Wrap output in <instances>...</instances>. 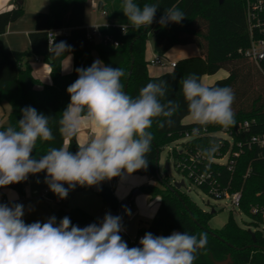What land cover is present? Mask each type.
<instances>
[{"label":"trees","instance_id":"trees-1","mask_svg":"<svg viewBox=\"0 0 264 264\" xmlns=\"http://www.w3.org/2000/svg\"><path fill=\"white\" fill-rule=\"evenodd\" d=\"M102 10L107 17L106 25L98 27L99 36H89L85 25V13L88 0H50L49 10L37 12L35 28L29 34L30 46L27 50H13L4 44L1 35L7 26L18 20L25 12L23 0H15V5L0 11V103L7 100L11 110L8 124L0 125V130L9 126L17 127L22 118L21 109L33 107L38 113L50 116L49 126L55 137L52 141H37L32 156L39 159L47 151L64 145V138L60 135L58 121L62 112L70 102L67 88L77 78V68H87L94 62L93 53L99 55L100 60L107 66L121 68L125 75L121 83L127 85V94L136 97L141 88L149 82L166 81L168 84L166 100L175 101L179 107L172 117L171 126L159 127L157 118L149 131L153 135L151 152L148 154L149 164L146 170H138L136 174L156 175L157 150L185 137L196 127L193 123H184L188 116L187 104L182 94L181 80L189 74H196L202 81L204 75H211L220 69L228 71L226 77L216 80L209 86L230 87L235 94L232 105L235 113L234 128L239 122L251 121L249 133L264 132V88L256 90L250 96V91H243L241 97L239 87L260 81L263 73L243 53L249 46L250 38L245 15V0H135L143 7L144 4H158L154 22L149 27L136 29L129 25L127 18L121 11L123 0H103ZM177 7L184 12L185 18L179 23H169L167 26L159 24L164 9ZM121 25L126 26L124 34ZM66 30L56 33L54 42H66L71 46L70 53L74 56V66L70 73L62 72V61L67 54L56 57L49 52L48 32L50 30ZM153 39L154 52L165 55L175 45L196 44L200 55L180 58L176 66L159 75H151L148 71L149 61L146 59V43ZM118 42V45L114 44ZM30 56L39 57L51 66L52 83L42 84L34 77L32 68L27 62ZM257 71L256 70V68ZM261 74V75H260ZM242 82V83H241ZM37 85L42 87L36 88ZM223 129L219 125H208L209 134L201 133L183 142L184 150L173 152L175 164L193 149H205L212 143L218 144L215 132ZM77 138H73L69 151H78ZM226 147V146H225ZM221 147L222 151L226 148ZM186 150V151H185ZM216 154V153H214ZM171 156V154H170ZM213 171L220 172L223 182H226L225 167L212 164ZM249 169V174L246 175ZM179 172L180 170L177 169ZM235 181L230 189H240L242 197L239 209L247 214L251 221L248 226L240 225L231 214L221 228H212L209 220L216 213L204 210L190 196L180 189L172 190L166 177H161L156 184L140 186L143 193L151 198L159 197L160 204L151 221L137 230V237L132 239L126 232H120L122 239L129 248L139 247L138 237L145 233L154 236H169L174 230L186 232L199 238L201 233H207L208 243L196 255L194 264H217L230 255L227 264H264V148L254 146L244 151L238 159L233 173ZM31 174L28 176V178ZM120 177L113 178V185H103L99 192L103 201L111 209L118 210L119 200L115 194V186ZM26 181V180H25ZM18 189L23 192L22 185ZM65 187V185H64ZM51 198L58 197L50 189ZM257 208L253 212V208ZM56 217L57 224L67 216L72 225L81 228L89 224H99L100 219L80 206H61L53 210L52 217ZM250 229L254 231L253 238Z\"/></svg>","mask_w":264,"mask_h":264},{"label":"clouds","instance_id":"clouds-1","mask_svg":"<svg viewBox=\"0 0 264 264\" xmlns=\"http://www.w3.org/2000/svg\"><path fill=\"white\" fill-rule=\"evenodd\" d=\"M158 9V4L141 7L135 0H123L121 5L129 25L136 29L151 26ZM184 18V12L173 6L164 9L159 24H179ZM121 27L127 34L126 26ZM70 51L64 41L49 43V52L56 57ZM76 72L78 78L67 88L70 102L58 121L65 146L52 147L39 159L33 158L38 140L55 137L49 126L51 117L30 106L21 109L17 127L0 130V188L46 172L45 183L65 199L78 185L95 186L147 169L153 140L149 129L157 118H162L159 127L171 126L179 107L173 100L162 102L167 82H149L133 97L124 91L121 68L97 59ZM181 85L188 114L196 125L192 136H199L208 125L228 128L235 124V94L230 87L208 86L196 74L183 78ZM84 126L97 133L86 142L78 141V151L73 154L71 141ZM218 148L212 143L200 154L210 159ZM23 216L22 204L0 203V264H194L197 253L208 243L207 233L197 238L186 232L174 231L169 236L148 232L139 247L129 248L119 234V215L106 213L99 224L83 228L72 225L67 216L58 224L55 216L44 223L26 224Z\"/></svg>","mask_w":264,"mask_h":264},{"label":"built area","instance_id":"built-area-1","mask_svg":"<svg viewBox=\"0 0 264 264\" xmlns=\"http://www.w3.org/2000/svg\"><path fill=\"white\" fill-rule=\"evenodd\" d=\"M245 15L247 22V29L250 38L249 46L243 50L244 55L256 65V67L264 75V0H245ZM66 30H50L48 32L49 43L53 41L56 33H63ZM89 36H99L98 28H94L92 32H89ZM115 45H118L117 41H114ZM176 60L173 61L170 58H166L163 55L156 54L149 60V64L155 66H162L168 68H174L176 66ZM251 121L244 120L239 122L234 128H223L214 134L218 139V151L210 159L204 157L201 153V148L193 149L187 157H183L177 164L174 162V166L180 170L189 180L196 186L204 189L210 196L216 199L229 200L232 206L239 208L240 200L242 197V191L240 189L231 190L235 181L233 173L238 164V159L242 156L245 150L254 146L264 148V132L263 133H249ZM201 133L209 134L208 130ZM192 137L190 132H187L185 137L172 142L166 146L169 148V153L173 159V152L175 150H184L183 142L190 140ZM226 146V147H225ZM221 147H225L226 150L222 151ZM186 151V150H185ZM212 164L223 165L225 167L224 175L227 178L226 182H223L220 177V172L213 171ZM249 174V169L246 175ZM28 180V178H27ZM185 186V185H184ZM49 189H46L42 196L57 202V204H66L65 199L59 197L51 198L48 195ZM5 199L0 196V203H4ZM253 212L257 211V208L252 209ZM124 215L119 213L122 223V231L126 232L124 228ZM144 235L138 237V242Z\"/></svg>","mask_w":264,"mask_h":264},{"label":"rangeland","instance_id":"rangeland-1","mask_svg":"<svg viewBox=\"0 0 264 264\" xmlns=\"http://www.w3.org/2000/svg\"><path fill=\"white\" fill-rule=\"evenodd\" d=\"M193 47L195 48L194 51H188L187 53L188 55L185 56L183 55L180 58L200 55L201 52L199 47L196 44H194ZM150 69L155 72H159L162 70H168L169 68L162 66H150ZM227 75H228L227 70L220 69L215 74H211L203 78V83L209 86L212 83H214L216 80L226 77ZM263 88H264V77L261 75L260 81L255 82L254 87L249 88V84H245L239 87L238 97L239 96L241 97L243 91H250V96H251L256 92V90L262 91ZM9 111H10V104L8 103L7 100H4L2 103H0V124L3 123L4 119L7 120ZM184 123H193V122L191 121V118L188 117L184 120ZM166 162L169 163V167L167 169H165ZM159 175L160 177H166L168 183H170L171 185L175 181L184 180L185 186L182 187V191L186 192L190 196V198L193 199L204 210L211 211L212 209H215L216 213H214V215L209 220V225L212 228L223 227L231 214L234 216L236 221L244 227L248 226V224L250 223L251 218L247 214L243 213L239 208L232 206L229 200L213 198L207 192H205L204 189H201L200 187L193 184L189 180V178L185 176L182 172H179L177 168L174 166V160L170 156L168 147H164L160 151ZM45 176L46 174L42 172L41 174H38L36 178L34 175H31V181L36 184L35 188H37L38 193H40V191H42L45 187H48V185L45 183ZM151 178H153L156 182L159 180L157 175L151 176L147 174L145 175V174H136V173H133L130 176L125 175L123 176V178L120 177L115 188L117 193L120 194L123 193L125 194V197L130 196L132 191L135 188H138L137 186L132 187L130 185L131 182L136 181L138 182L137 184L145 185V184H149L148 179ZM24 183L25 184L22 185V189L23 191L26 192L27 180ZM107 185H113V181ZM65 187L67 188V184H65ZM3 189H13L16 190L18 193H20L21 195L23 194L22 191H20L16 187H13L12 185L3 187ZM26 193L28 194V192ZM156 198L159 197L151 198L150 196H148L147 201L148 202L155 201ZM66 201H67L66 204L60 205L57 204V202L56 203L52 202L47 197H45L42 199L43 207L40 209H38V207L34 206L33 204L27 205L28 204L27 203L24 205L23 220L25 221L26 224H31L37 221L44 223L50 217H52L51 216L52 210L57 211V209L60 208L61 206H65V207L80 206L86 211L98 217L99 219H103L106 213H110L113 216L119 215V213L111 209L110 206L105 201H103L100 193L95 191L93 186L82 187L78 185L75 189L69 191V197L66 198ZM138 207H139L138 203H136L135 206L131 204L129 207H127V213L124 215V223H125L124 227L127 229V232H129L132 236L136 235L137 229L142 226L140 225L141 222L138 221V219L132 221L134 211ZM129 212L130 215L128 214ZM26 218H28V221H26Z\"/></svg>","mask_w":264,"mask_h":264},{"label":"crops","instance_id":"crops-1","mask_svg":"<svg viewBox=\"0 0 264 264\" xmlns=\"http://www.w3.org/2000/svg\"><path fill=\"white\" fill-rule=\"evenodd\" d=\"M14 1L15 0H0V11H4V10L12 8L15 5ZM100 1H102V5H103L104 4L103 0H88L87 2L86 13H85V25L88 29V32H92L94 28H98L99 26L108 24L107 17L104 11L101 9L102 5L99 7ZM23 4H25L24 14L18 20L11 22L7 26L6 31L1 35L2 36L1 39L6 45V47L13 49V50L14 49L15 50H27L29 48L30 46L29 34L35 28V22H36L35 16L37 12H46L49 10L50 0H23ZM153 42H154L153 39L150 38L148 39L146 43L145 56L148 61L156 55V53L154 52V48H153ZM193 46H194L193 43L185 44V45H175L163 56L166 58H170L173 61L175 60L177 61L183 55L184 56L188 55L187 54L188 51H194L195 48ZM93 55H94V61L97 59L100 60L99 55L96 52H94ZM27 62L30 64L32 68V73L34 77L40 80L42 84L52 83L51 66L48 62L42 60L39 57H35V56L28 57ZM73 66H74V56L71 53L67 54L66 57L62 61V72L63 73L72 72ZM150 66H155V65H151V64L148 65V71L151 75H159L168 70H171V68H169L168 70H162L159 72H155L150 69ZM206 76L208 75H204L202 77V82H203V78H205ZM40 87L42 86L37 85L36 88H40ZM10 110H11V107H10ZM188 117L190 116L189 115L186 116L184 120ZM8 118L7 120L4 119L2 124H8L9 122ZM96 133H97V130L95 128L90 127V126H84L76 138L79 142H86L90 136L95 135ZM42 173L46 174V172H42ZM38 174H41V173H38ZM38 174L34 175L35 178ZM30 181H31V176L28 178L27 185H26V192H28V194L25 191H23V194L21 195L16 190L0 188V196H2L5 199L3 204L11 205V204L18 203L24 206L25 204L28 203L27 205L33 204L34 206L38 207V209L42 208L43 207L42 199L45 198L42 196V194L46 189H50V188L49 186L45 187L42 191H40V193H38L37 188H35L36 184ZM111 182L112 180L103 181L101 183L103 186V185L110 184ZM137 183L138 182L134 181V182H131L130 185L132 187L137 186L138 188L142 186ZM148 183L156 184L157 182L153 178H151V179H148ZM115 191H116V188H115ZM115 194L118 197L119 202L129 197V196L125 197V194L117 193V191L115 192ZM148 196H149L148 194L140 192L135 197L134 201L130 202L133 206H135L136 203H138L139 205V207L135 209L134 211L132 221H135V219H138V221L141 222L140 225H144L145 223L151 221V219L154 217L155 212L160 204V198H156L155 201L148 202L147 201ZM68 197H69V194L67 198ZM131 204H129L127 207H129ZM127 207L125 209V214L127 213ZM116 212L119 213V210H117ZM26 221H28V218H26ZM125 231L132 239L137 237L136 236L137 232H136V235L132 236L129 232H127L126 228H125ZM174 231L180 232L179 230H174Z\"/></svg>","mask_w":264,"mask_h":264},{"label":"water","instance_id":"water-1","mask_svg":"<svg viewBox=\"0 0 264 264\" xmlns=\"http://www.w3.org/2000/svg\"><path fill=\"white\" fill-rule=\"evenodd\" d=\"M14 2H15V1H14ZM101 5H102V1H100V3H99V7H100ZM125 89H126V90H124V91L127 92V85L125 86ZM159 157H160L159 150H157V157H156V175L158 176V178L161 179V177H160V175H159ZM168 167H169V163L166 162V164H165V169H167ZM18 184H19V183L11 184V185H12L13 187H16V188H17V187H18ZM184 185H185L184 180H181V181H175V182L172 184V187L170 186V188H171L172 190H176V189H180V188L183 187ZM102 187H103L102 184H99V185H95V186H93L94 190L97 191V192H100L101 189H102ZM140 192H141L140 188H135V189L132 191V193L130 194L129 197H127V198H125V199H123V200H121V201L119 202L118 210H119V213H121V215H122V214H125V209H126V207H127L129 204H131V203H130L131 201H134L135 197H136ZM212 212H214V209H212ZM102 220H103V219H100V222H102ZM250 232H251L253 238H255V233H254V231H252V230L250 229ZM230 261H231V257H230V255H229L228 258H227L226 260L218 261L217 264H227V263H229Z\"/></svg>","mask_w":264,"mask_h":264}]
</instances>
